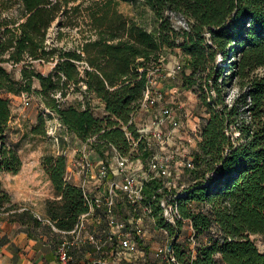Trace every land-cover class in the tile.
<instances>
[{
	"label": "trees",
	"instance_id": "16d2710c",
	"mask_svg": "<svg viewBox=\"0 0 264 264\" xmlns=\"http://www.w3.org/2000/svg\"><path fill=\"white\" fill-rule=\"evenodd\" d=\"M120 1L144 3L158 30L149 32L123 15ZM82 9L89 31L78 49L49 44L53 24H63L70 11ZM172 14L185 19L188 28H176ZM176 49L184 55L183 86L199 94L208 118L192 154V185L176 200L194 237L204 241L195 253L175 244L173 254L181 264H264V251L252 239L264 243V0H0V215L63 233L73 231L89 211L82 188L66 181L64 155L41 161L54 191V199L46 202L43 221L48 223L12 202L1 175L18 174L23 162L6 141L9 95H29L37 81L45 107L78 140L97 137L93 146L100 156L112 145L145 161L150 156L145 139L134 148L123 128L139 140L135 126L128 124L144 97L148 73L163 66L166 50ZM37 62L55 63L53 72L43 75ZM9 66L21 67L20 79ZM71 86H83L85 98L98 100L104 115L97 116L89 100L67 105ZM233 88L237 93L231 95ZM39 120L41 127L32 132L44 136L45 120ZM161 187L157 179L145 183V202L158 226L173 235L160 216Z\"/></svg>",
	"mask_w": 264,
	"mask_h": 264
},
{
	"label": "built area",
	"instance_id": "2783aa9c",
	"mask_svg": "<svg viewBox=\"0 0 264 264\" xmlns=\"http://www.w3.org/2000/svg\"><path fill=\"white\" fill-rule=\"evenodd\" d=\"M182 70L178 64L165 73L161 68L148 73L144 97L137 111L132 115L128 126H135L139 140L135 141L128 127L123 131L136 148L141 140L146 141L150 153L147 160L132 159L123 155L115 146H110L104 156H100L94 148L97 137L83 142L78 140L80 148L78 157L67 162L66 181L73 183L75 177L80 178L88 213L79 218L78 224L71 232H63L71 241L65 240L58 249L61 264H72L70 249L83 241L90 244L99 256L89 261L90 264H121L123 259L132 262L133 259L144 256L140 242L147 235L146 220L153 219V209L146 204L144 194L145 183L157 179L162 181L159 192L164 196L160 201V216L165 225L171 226L172 235L165 230L168 242L155 252L160 264H181L173 254V247L178 244L182 222L188 224L194 240V230L189 220L184 219L176 200L187 194L188 187H179L185 172L195 170L194 157L187 150L179 152L178 132L182 128V109L172 106L163 88H160L158 78L175 80ZM156 76H158L156 78ZM61 123H58V127ZM57 130V129H56ZM98 156L99 160L94 157ZM91 185V187H90ZM183 188V189H182ZM92 189V190H91ZM128 210V218L120 215L122 210ZM38 219L42 220L38 215ZM98 222L101 227L89 230L91 222ZM155 221V220H154ZM120 254L118 261H110L103 257L105 253Z\"/></svg>",
	"mask_w": 264,
	"mask_h": 264
},
{
	"label": "rangeland",
	"instance_id": "374dc122",
	"mask_svg": "<svg viewBox=\"0 0 264 264\" xmlns=\"http://www.w3.org/2000/svg\"><path fill=\"white\" fill-rule=\"evenodd\" d=\"M118 8L123 15L135 21L145 30L152 33L158 30V21L144 3L140 1H133L131 3L120 1ZM86 14L84 9L80 13L70 11L67 17L62 20L63 24L60 23V20L55 22L48 32V43L66 50L78 49L84 42V38L88 36L89 27L87 23L89 21ZM172 22L178 29L188 28L186 20L178 15L172 14ZM221 61L222 59L218 58L219 65H222ZM162 62L163 66L161 69L165 73L174 69L178 64L183 65L184 55L179 49L166 50ZM35 66L37 71L43 75H49L53 72L55 63L37 62ZM84 67L85 65L81 66L82 69ZM8 69L14 71L16 78H21V67L13 69L9 66ZM186 73L189 74L190 71L188 70ZM158 80L160 82V88H163L170 104L182 109V113L185 115L181 119L182 128L178 136H181L178 141L182 143L179 145V152L182 153V151L187 150L190 154H193L197 149L200 129L204 121L208 118L205 108L199 101V94L195 93L193 89L184 88L181 75H178L175 80L163 78H158ZM38 90H40V84L35 81L31 94L24 93L19 96L9 95L11 99L12 118L6 133V141L9 146L17 150L22 162L29 164V167L32 168L29 171L31 175L26 176L22 181H15L11 178L12 176L2 173L1 179L5 190H10L14 195H17L16 198L19 197L21 199L19 204L21 206L17 204L21 211L25 207L43 219L46 217V202L54 199V191L52 190V186L47 183V176L41 167L42 159L47 155H64L68 161L74 160L78 157L77 150L80 146L73 133L69 132L62 124L58 127V123H61L60 119L45 107L41 98L37 95ZM83 91V86L80 90L71 86L68 96L65 99L67 105H79V103L85 105L89 100V104L94 110V113L97 116H103L104 106L96 99L85 98ZM236 93L237 89L233 88L231 95ZM40 117H43L45 120L46 134L44 136L34 135L32 132L34 129L41 127ZM94 158L99 160V157L96 155ZM192 180L193 178L190 176V173L185 172L181 180L178 181L179 187L192 185ZM128 214V210L125 209L120 212L123 218H128ZM93 224L94 222H91L88 226L89 230L95 227V225L94 227L92 226ZM145 224L147 235L143 240V247H141L145 255L133 259L132 262L123 259L121 264H160L155 257V252L168 242L167 234L165 233L166 229L158 226L153 219H147ZM55 235L51 249L57 264H61L58 249L65 240L71 241V239L63 233L57 232ZM191 238L192 234L188 228V224L184 223L180 229L178 246L188 253H195L196 246L201 241H204V238L197 239L194 237V240H191ZM84 239L85 235L79 244L72 246L70 249L73 259L72 264H90L87 260L89 258L88 254L92 255L93 258H98L99 256L90 244H85L84 246ZM252 239L256 241L258 248L263 252L264 243L261 239L257 237H252ZM117 253L119 252L116 251L114 255L105 253L103 257L110 261H118V258L122 256L120 254L117 255Z\"/></svg>",
	"mask_w": 264,
	"mask_h": 264
},
{
	"label": "crops",
	"instance_id": "0c3cea01",
	"mask_svg": "<svg viewBox=\"0 0 264 264\" xmlns=\"http://www.w3.org/2000/svg\"><path fill=\"white\" fill-rule=\"evenodd\" d=\"M179 133L180 132H178V136ZM199 142L200 137L198 138V143ZM30 170H32V168L29 167V164L23 163L22 169L18 174H5L12 176L11 178L15 181H22L26 176L31 175L29 173ZM46 179L47 183L51 185L48 177ZM73 184L79 185L80 178L76 176ZM6 191L11 196L12 202L19 205L21 199L19 197L16 198L17 195H14L10 190ZM23 210L29 209L24 207L22 211ZM43 222V224L48 223V221L45 220ZM93 222L94 224L92 226L94 227L95 225L94 228L101 227L98 222ZM93 229L90 228V231ZM54 231L58 232L54 227L53 232H51L44 226L35 227L33 225L12 223L9 221L7 214L0 215V264H57L51 249V244L54 242L53 238L56 236ZM88 255V262L94 259L92 255Z\"/></svg>",
	"mask_w": 264,
	"mask_h": 264
}]
</instances>
